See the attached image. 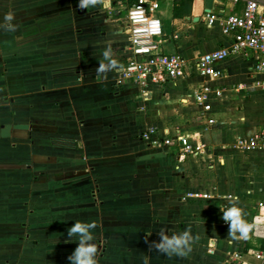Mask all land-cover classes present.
Segmentation results:
<instances>
[{"label":"crops","instance_id":"obj_1","mask_svg":"<svg viewBox=\"0 0 264 264\" xmlns=\"http://www.w3.org/2000/svg\"><path fill=\"white\" fill-rule=\"evenodd\" d=\"M133 0H129L131 3ZM111 0H0V264H70L67 230L94 223L97 264H261L264 226L228 236L222 212L264 214V153L235 146L264 129V75L251 52L221 61L204 114L193 74L146 94L119 83L128 35ZM217 0H161L162 52L193 61L231 44L220 22L242 11ZM118 17V18H117ZM174 35L176 38H174ZM112 49L109 65L103 52ZM106 70L98 72L99 64ZM213 119L214 125H208ZM184 136L205 151L179 156L140 137ZM232 144L234 148H232ZM189 230L186 255L160 253L158 233ZM146 241H148L146 243Z\"/></svg>","mask_w":264,"mask_h":264},{"label":"built area","instance_id":"obj_2","mask_svg":"<svg viewBox=\"0 0 264 264\" xmlns=\"http://www.w3.org/2000/svg\"><path fill=\"white\" fill-rule=\"evenodd\" d=\"M160 1L133 0L129 3V0H111L116 8L110 14L125 13L122 23L129 38L128 55L119 67V83L130 82L141 94H146L150 86L165 87L193 74L204 81L193 98L202 112L207 114L212 110V99L221 95L219 89L207 83L220 78L221 73L217 67L221 61L231 55L251 52L257 58L255 71L264 75V0H217L233 5L243 3L239 14L232 13L223 19L208 14L205 18L208 26L220 22L221 33L233 35L231 44L199 55L193 61L180 54L162 52L164 34L157 17ZM260 87L264 89V80ZM207 123L211 126L215 121L207 119ZM140 137L154 146L171 148L181 157L198 156L205 151L203 147L191 144L184 136L160 137L153 128L142 131ZM235 146L244 152L264 153V129L248 138L238 139ZM261 208H264V203L260 205ZM247 224L248 230L252 229L255 234L258 228L264 226V214L259 211ZM253 256L264 264V251L255 252Z\"/></svg>","mask_w":264,"mask_h":264},{"label":"clouds","instance_id":"obj_3","mask_svg":"<svg viewBox=\"0 0 264 264\" xmlns=\"http://www.w3.org/2000/svg\"><path fill=\"white\" fill-rule=\"evenodd\" d=\"M90 3L94 4L95 0H79V6L82 8L87 7ZM12 21L13 15L11 13L6 14L3 18V22L0 23V28L14 30L15 25ZM112 54V49L110 47L103 52V57L109 60L110 66L116 63L115 60L111 59ZM105 70V64L100 63L97 71L103 72ZM222 219L229 226L228 236H234L236 232H239L242 236L247 235L249 225L243 220L241 210L235 204L222 212ZM94 227V223L76 221L73 226L67 230L68 236L72 238V240L75 239L77 242V247L72 254L68 256L70 264H97L95 258L97 247L92 242L94 240L92 232ZM158 236L160 237L159 242L153 241L149 244V247L154 248L160 253L169 256L173 254L182 256L192 250L191 245L194 238L187 229L179 234L173 233L171 236L167 235L165 230H161ZM147 242L148 241H146V243Z\"/></svg>","mask_w":264,"mask_h":264},{"label":"rangeland","instance_id":"obj_4","mask_svg":"<svg viewBox=\"0 0 264 264\" xmlns=\"http://www.w3.org/2000/svg\"><path fill=\"white\" fill-rule=\"evenodd\" d=\"M124 12L119 16V19H120V21H124ZM181 134L183 135L184 134V137H185V132H181ZM198 146H200V145H198ZM202 147V146H201ZM232 148H234V146H233V144H232ZM205 150V149H204Z\"/></svg>","mask_w":264,"mask_h":264}]
</instances>
